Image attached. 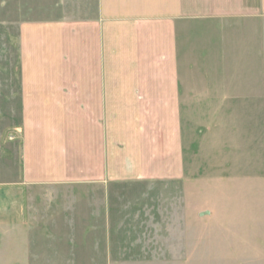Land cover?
<instances>
[{
  "label": "crops",
  "instance_id": "obj_1",
  "mask_svg": "<svg viewBox=\"0 0 264 264\" xmlns=\"http://www.w3.org/2000/svg\"><path fill=\"white\" fill-rule=\"evenodd\" d=\"M94 10L18 27L17 72L0 78L7 197L192 179L194 70L208 99L264 100V0H95Z\"/></svg>",
  "mask_w": 264,
  "mask_h": 264
},
{
  "label": "rangeland",
  "instance_id": "obj_2",
  "mask_svg": "<svg viewBox=\"0 0 264 264\" xmlns=\"http://www.w3.org/2000/svg\"><path fill=\"white\" fill-rule=\"evenodd\" d=\"M94 8L95 0H0V78L17 72L21 23L81 20ZM224 63L228 81L234 62ZM195 71L192 179L106 195L1 192L0 264H264V100L208 99Z\"/></svg>",
  "mask_w": 264,
  "mask_h": 264
}]
</instances>
